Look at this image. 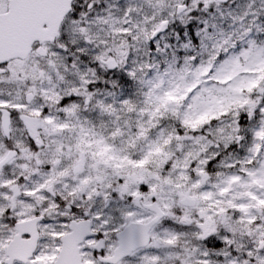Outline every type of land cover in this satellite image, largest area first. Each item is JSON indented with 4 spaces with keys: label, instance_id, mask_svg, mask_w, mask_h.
Instances as JSON below:
<instances>
[{
    "label": "snow or ice",
    "instance_id": "snow-or-ice-1",
    "mask_svg": "<svg viewBox=\"0 0 264 264\" xmlns=\"http://www.w3.org/2000/svg\"><path fill=\"white\" fill-rule=\"evenodd\" d=\"M0 264H264V0H0Z\"/></svg>",
    "mask_w": 264,
    "mask_h": 264
}]
</instances>
